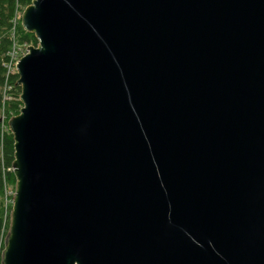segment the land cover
I'll use <instances>...</instances> for the list:
<instances>
[{
	"label": "water",
	"instance_id": "water-1",
	"mask_svg": "<svg viewBox=\"0 0 264 264\" xmlns=\"http://www.w3.org/2000/svg\"><path fill=\"white\" fill-rule=\"evenodd\" d=\"M0 264H264V0H32Z\"/></svg>",
	"mask_w": 264,
	"mask_h": 264
},
{
	"label": "trees",
	"instance_id": "trees-1",
	"mask_svg": "<svg viewBox=\"0 0 264 264\" xmlns=\"http://www.w3.org/2000/svg\"><path fill=\"white\" fill-rule=\"evenodd\" d=\"M31 2L32 0H0V112L4 114V119L0 118V262L11 211V203H6L4 192L6 186L12 189L15 186L12 172L13 138L7 121L16 116L22 106L19 101L20 87L16 86L17 75L14 71H8L7 64L11 51L17 52L37 45L35 36L21 27L19 18V12ZM19 47L22 48L18 49Z\"/></svg>",
	"mask_w": 264,
	"mask_h": 264
},
{
	"label": "built area",
	"instance_id": "built-area-1",
	"mask_svg": "<svg viewBox=\"0 0 264 264\" xmlns=\"http://www.w3.org/2000/svg\"><path fill=\"white\" fill-rule=\"evenodd\" d=\"M26 52H27V49L25 51H23L19 55L16 51H11V53H10V59H9L8 64H7V69H8L9 72H12V71L15 72V64L17 63V61L19 60V58H21L22 56H24L26 54ZM11 193H12V190L6 196V200H7L6 203H8V202L11 203Z\"/></svg>",
	"mask_w": 264,
	"mask_h": 264
},
{
	"label": "rangeland",
	"instance_id": "rangeland-1",
	"mask_svg": "<svg viewBox=\"0 0 264 264\" xmlns=\"http://www.w3.org/2000/svg\"><path fill=\"white\" fill-rule=\"evenodd\" d=\"M25 9V8H24ZM24 9H22L19 13H20V15H19V18L21 17V13L23 12V10ZM29 47V46H28ZM27 47V48H28ZM22 47H19L18 49H21ZM26 48V49H27ZM17 49V50H18ZM26 49H21L20 51H17V53L20 55L23 51H25ZM7 98V97H6ZM4 116V114L2 113V112H0V118H2ZM3 119H4V117H3ZM11 190H13L11 187H7L6 186V188H5V192H4V198H5V201L7 202V200H6V196H7V194L9 193V192H11Z\"/></svg>",
	"mask_w": 264,
	"mask_h": 264
}]
</instances>
